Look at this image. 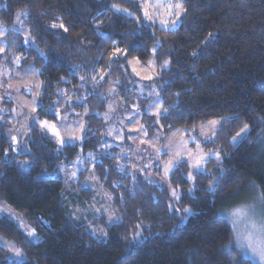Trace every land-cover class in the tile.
I'll use <instances>...</instances> for the list:
<instances>
[{
    "label": "trees",
    "instance_id": "1",
    "mask_svg": "<svg viewBox=\"0 0 264 264\" xmlns=\"http://www.w3.org/2000/svg\"><path fill=\"white\" fill-rule=\"evenodd\" d=\"M143 1L0 0L1 24L12 26L23 12L31 42L24 44L18 35L13 53L23 55V66L40 70L38 114L57 119L70 111L86 122L82 141L61 147L33 127L26 152L15 147L9 123H0V201L40 236L34 241L0 214V234L26 255L21 262L10 259L0 244V264H255L228 247L232 231L221 211L239 202L252 182L264 197V154L258 144L264 135V0H183L180 23L171 29L148 21ZM116 49L127 54L114 56ZM152 54L158 61L168 58L170 66L144 81L162 100L160 115L142 113L147 133L160 128L169 134L219 117L206 148H220L223 171L216 172L215 190L209 188L213 174L208 167L195 173L192 188L188 165L181 162L170 177L180 190L177 199L141 176L131 185L104 155L91 166L112 193L120 221L105 225L106 237L100 238L71 217L64 181L44 173L80 153L98 156L107 121L96 111L105 110L110 86L127 105L135 100L146 105L149 99L137 92L142 81L127 61L145 62ZM244 125L248 133L230 142ZM121 182L130 186H117ZM78 194L90 195L83 189ZM139 230L142 240L136 239Z\"/></svg>",
    "mask_w": 264,
    "mask_h": 264
},
{
    "label": "rangeland",
    "instance_id": "2",
    "mask_svg": "<svg viewBox=\"0 0 264 264\" xmlns=\"http://www.w3.org/2000/svg\"><path fill=\"white\" fill-rule=\"evenodd\" d=\"M151 2L157 4V0H151ZM169 2L176 3L177 0H163V4ZM77 5L81 15L87 16L88 12L84 6L80 2ZM142 6L145 7V0ZM148 10L152 19L147 20L166 29L175 28L180 23L183 12V8L174 9L169 15L167 8L162 4ZM177 12H179L178 16ZM161 21L166 23L162 24ZM18 35L22 37L24 44L31 42L28 29L23 23V12H19L15 23L10 27L0 23V123H9L8 132L11 134L15 147L17 149L19 147L21 152L28 150L27 142L33 127L45 131L60 147L82 141L86 122L81 115L75 119L69 111L55 119L38 114L42 88L40 70L33 64L23 66V55L13 53ZM127 63L131 73L142 81L138 83L137 92L140 96L149 99L146 105L141 107L137 100L127 105L126 100L114 89V85L110 86L105 93L109 100L105 110L96 111L107 121L105 130L100 133L101 144L97 151L99 157L97 158L94 153L87 155L80 153L70 163H62L54 171L44 173L64 181L63 196L71 217L77 222L85 223L87 228L100 238L106 237L105 225L120 221L112 193L96 177L91 166L95 160H103L104 155L112 159V165L116 171L130 178L131 185L136 183L138 176H141L167 188L171 194L175 191L176 195L180 190L172 186L170 177L181 162L188 165L186 177L191 184L194 182L195 173L205 171L208 167L209 173L213 174L209 184L211 191L215 190L220 173L223 171L220 167L223 157L220 148H206L207 143L213 142L221 118L214 117L189 128H177L169 134H165L160 128L151 136L146 131L142 121L143 111L155 116L160 115L162 100L155 87L150 88L144 85V81L151 80L162 69L168 68L170 60L164 58L158 61L152 54L145 62L133 57L128 58ZM133 68L136 69L135 72ZM53 125L59 136L53 133L50 127ZM248 131L249 126L244 125L239 130V135L237 133L233 136L230 142L235 143ZM258 144L259 151L264 154V135L258 139ZM200 156L204 157L202 166L194 167L196 159ZM218 170H220L219 174L216 173ZM117 186L129 187L130 185L121 182V185ZM80 189L90 194L89 198L79 197ZM240 197L242 199L235 205L224 207L221 211L232 231L228 247L235 249L239 258H247L255 264H261L259 258L252 254L251 248L241 247V245L251 243L257 249L264 247V232L259 227H252L253 222L257 226L264 223V197L255 182L247 185ZM237 209L241 211L237 213ZM0 214L11 218L34 241L40 239L37 231L25 221L23 216L4 201H0ZM33 230L34 234L29 235ZM136 239H143L141 230L138 231ZM0 244L8 251L10 259L19 262L26 259L24 251L15 242L1 234ZM16 252H20L21 255L16 256Z\"/></svg>",
    "mask_w": 264,
    "mask_h": 264
},
{
    "label": "snow or ice",
    "instance_id": "3",
    "mask_svg": "<svg viewBox=\"0 0 264 264\" xmlns=\"http://www.w3.org/2000/svg\"><path fill=\"white\" fill-rule=\"evenodd\" d=\"M166 7L167 8V11H168V14L171 15L173 10L174 9H182L183 8V4H182V0H177L176 3H167V4H163V0H157V4H153L151 2V0H145V7L143 8V14L145 16L146 19H149L151 20L152 17L151 15L149 14V8H152V7H157L158 5H161ZM115 7V6H114ZM116 11L117 12H120V11H127L126 9H120V8H116ZM130 14V13H129ZM179 15V12H177V16ZM162 24L166 23L165 21H161ZM174 23V22H173ZM55 26V25H54ZM60 27H63V25L61 24ZM65 31H67V29H65ZM117 54H127V51L126 50H121V49H116V51L113 53V55H117ZM139 62V61H137ZM136 69L133 68V72H135ZM138 74V73H137ZM149 79H151V77H148ZM101 79H104L103 76H101ZM213 124H215V122H212ZM46 127H49L47 124H45ZM53 130V133L57 136H59V133L57 131H55V126H50ZM247 126H245L246 128ZM242 131H244V129H242ZM239 135V133L237 134ZM209 139H211V137H209ZM235 139V138H234ZM191 155V153H190ZM204 162V157L203 156H200L196 159V163L193 165L194 167H201L202 164ZM173 195L176 196L177 199H179V197L176 195V192L174 191L173 192ZM185 211H187V209H185ZM241 210L240 209H237V213H239ZM236 213H234L235 215ZM252 227L253 228H256V227H259L261 229L262 232H264V223H261L259 226H257L254 222L252 223ZM34 234V230L33 232H30L29 235H32ZM250 236H251V233H250ZM241 247H248V248H251L252 249V254L256 257L259 258V260L261 261V264H264V247H261L259 249L253 247V245L251 243L247 244V245H241ZM21 253L20 252H16V256H20Z\"/></svg>",
    "mask_w": 264,
    "mask_h": 264
}]
</instances>
